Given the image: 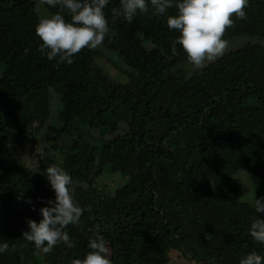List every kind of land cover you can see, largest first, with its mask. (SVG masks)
I'll use <instances>...</instances> for the list:
<instances>
[{"label": "trees", "instance_id": "16d2710c", "mask_svg": "<svg viewBox=\"0 0 264 264\" xmlns=\"http://www.w3.org/2000/svg\"><path fill=\"white\" fill-rule=\"evenodd\" d=\"M39 4L0 0V242L9 244L0 264H73L96 233L112 264H172L173 252L189 264L264 255L248 231L255 199L237 177L242 169L264 177V0H248L246 18L233 16L225 29L223 38L240 44L191 73L181 46L172 51L178 33L166 15L128 22L112 14L119 0L104 9L111 34L102 45L119 60L83 48L71 64L49 61L35 34ZM52 89L59 124L48 123ZM40 131L84 209L63 229L72 246L47 254L22 239L27 219L38 222L54 199L47 166L20 162L10 147ZM106 173L123 180L113 194L99 182Z\"/></svg>", "mask_w": 264, "mask_h": 264}, {"label": "clouds", "instance_id": "9594fccd", "mask_svg": "<svg viewBox=\"0 0 264 264\" xmlns=\"http://www.w3.org/2000/svg\"><path fill=\"white\" fill-rule=\"evenodd\" d=\"M40 3L60 9L41 15L35 26L40 39L38 50L49 61L71 64L75 54L83 48H99L111 34L104 12L110 0H40ZM119 5L112 10L113 16L128 22L141 14L166 15L169 30L178 33L172 51H176V44L181 46L187 57L186 68L191 73L204 69L229 48V42L223 38L225 29L234 23L233 16L246 18L248 0H119ZM170 9H175V13H170ZM145 50L151 49L145 46ZM42 174L54 191V199L39 209L38 222L27 219L28 227L22 232V239L47 254L61 242L72 246L63 229L77 224L84 209L74 201L73 181L65 169L50 165ZM26 202L32 206L30 198ZM253 207L257 217L250 224L249 235L264 244V218L258 215L264 213V199L256 198ZM8 249L7 242H0V254ZM88 249L73 264H112L109 247L101 234L89 238ZM239 264H264V255L252 250L239 259Z\"/></svg>", "mask_w": 264, "mask_h": 264}, {"label": "rangeland", "instance_id": "374dc122", "mask_svg": "<svg viewBox=\"0 0 264 264\" xmlns=\"http://www.w3.org/2000/svg\"><path fill=\"white\" fill-rule=\"evenodd\" d=\"M38 12L40 16L49 13L41 4H39L38 6ZM241 39L242 38L240 37L233 40H228V49L239 45ZM97 49H102L109 57L119 60V58L114 53L103 48L102 45ZM102 63L105 64L106 67H108L109 69L113 68L111 63L108 61H104ZM4 70V66L0 65V75L3 73ZM50 93L51 116L48 120V123L59 124L58 114L62 108L61 99L59 97L60 95L53 89L50 91ZM93 133L96 134L95 132ZM36 138V141L28 140L27 144L24 147L10 144L11 150L15 153L17 160L31 166L34 169H39L41 165H45L47 167L50 165H58L61 167L62 159L55 151V149L47 141H45L43 137V131H40L37 134ZM237 177H239L240 180L249 188L246 197H250L249 199L251 200H254L258 197L264 199V177L258 176L250 171L243 169L239 172ZM117 178L118 177L113 178L110 174L106 173L99 179V182L104 184L103 190L105 192L113 194L116 187H119L123 184V180L121 182H118ZM172 257V264H189L188 262L179 258L180 254L178 252H173Z\"/></svg>", "mask_w": 264, "mask_h": 264}]
</instances>
